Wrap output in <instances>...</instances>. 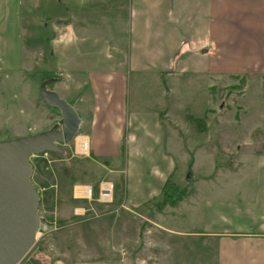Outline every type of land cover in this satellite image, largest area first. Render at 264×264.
Segmentation results:
<instances>
[{
	"label": "crops",
	"instance_id": "crops-1",
	"mask_svg": "<svg viewBox=\"0 0 264 264\" xmlns=\"http://www.w3.org/2000/svg\"><path fill=\"white\" fill-rule=\"evenodd\" d=\"M70 3L61 37L71 32L93 55L85 58V66L70 67L66 62L63 84L69 92L63 98L75 105L82 119L89 158L120 188L121 205L131 212L148 205L159 214L174 208L178 219L188 217L201 245L216 244L218 254L212 264H264V151L247 154L256 146L252 142L225 145L224 125H211L216 88L245 83L241 118L253 108L262 112L260 95H255L254 106L247 104V98L250 86L264 83V0ZM1 59L0 52V63ZM187 68L202 94L197 115L205 124L182 131L168 105L170 97L173 101L177 97L168 94L176 85L175 77ZM87 69L95 73L85 77ZM184 135L194 148L186 147ZM232 144L237 151L233 163ZM248 163L253 164V172L242 174ZM105 180L79 187L98 191ZM168 180L167 189L182 187L175 192V202L171 196L150 205ZM171 223V219L160 221L165 230L174 229ZM126 259L128 263L122 262ZM122 260L121 264H132L130 258ZM103 264H114V257ZM134 264L147 261L138 258Z\"/></svg>",
	"mask_w": 264,
	"mask_h": 264
},
{
	"label": "rangeland",
	"instance_id": "rangeland-1",
	"mask_svg": "<svg viewBox=\"0 0 264 264\" xmlns=\"http://www.w3.org/2000/svg\"><path fill=\"white\" fill-rule=\"evenodd\" d=\"M70 10V0H0V141L39 134L61 119L58 109L42 98L40 86L46 79L60 78L48 89L55 90L62 98L68 96L69 88L63 84L64 65L67 62L70 67L80 63L85 66V58L93 55L82 49L79 39L71 32L61 37L64 20L69 19ZM65 44L67 53L63 56ZM94 73L93 69L84 71L85 77ZM175 80L176 85L168 95H174L177 100L170 97L168 105H171L179 128L185 131L196 123L205 124V120L197 115L202 94L198 92L196 82H192L190 69L179 73ZM245 88V83H242L237 88L232 85L215 89L217 98L211 125H224L225 145L237 143L236 146L242 147L252 142L256 146L248 149L247 154L262 152L264 83L262 86H250L247 98V104L254 106L256 96L260 95L262 101L258 105L262 112L253 108L242 119L240 98L247 92ZM132 96L133 88L129 85L128 101ZM81 133L80 129L76 136L77 146L76 140L69 145L60 144L64 149L62 154L47 151L30 158L33 169L31 181L40 194L41 228L35 245L19 264H54L59 260H63V264L89 260L92 264H103L111 257H114V264H121L122 258H130L132 264L138 258H145L147 264L214 263L218 254L216 244L209 241L208 245H201L199 237H195L196 230L188 223L189 218L178 219L174 208H165V212L159 214L160 211L151 212L150 208H153L148 205L134 212L121 205L118 185L112 178L105 177L104 170L80 148L83 141ZM184 141L188 149L194 148L185 135ZM231 151L233 163L237 158L233 154L237 152L233 144ZM220 159L218 156V162ZM253 167V164H245L242 174L252 173ZM103 179L114 184L111 202L98 201L95 189L92 199H74L75 192H83V187L79 186L89 182L98 184ZM170 187L167 190L175 202V192H180L182 187L179 186L180 190ZM167 190L165 192L168 193ZM163 193L149 201L150 205L164 203L167 197ZM164 219H171L170 226L174 229H163L160 221ZM177 221L179 224H173ZM122 262L128 263V259Z\"/></svg>",
	"mask_w": 264,
	"mask_h": 264
},
{
	"label": "water",
	"instance_id": "water-1",
	"mask_svg": "<svg viewBox=\"0 0 264 264\" xmlns=\"http://www.w3.org/2000/svg\"><path fill=\"white\" fill-rule=\"evenodd\" d=\"M59 78L42 82L46 103L58 109L61 119L49 130L32 136L0 141V264H19L37 241L41 228L40 194L31 181V156L47 151L64 152L80 132L77 110L55 90L48 89Z\"/></svg>",
	"mask_w": 264,
	"mask_h": 264
},
{
	"label": "built area",
	"instance_id": "built-area-1",
	"mask_svg": "<svg viewBox=\"0 0 264 264\" xmlns=\"http://www.w3.org/2000/svg\"><path fill=\"white\" fill-rule=\"evenodd\" d=\"M81 147L83 148V153L88 152L89 143L86 138L82 139ZM114 194V184L109 181L102 182L99 185L98 188V201L101 202H111ZM94 195V190L92 186H85L83 187V193L82 194H76L74 193V198L77 199H92Z\"/></svg>",
	"mask_w": 264,
	"mask_h": 264
},
{
	"label": "trees",
	"instance_id": "trees-1",
	"mask_svg": "<svg viewBox=\"0 0 264 264\" xmlns=\"http://www.w3.org/2000/svg\"><path fill=\"white\" fill-rule=\"evenodd\" d=\"M50 153H55V152H50ZM171 182L168 180V182L166 183V185H165V187H164V195L167 197V198H169L170 196H169V194L167 193V192H165V190L167 189V187L169 186V184H170ZM35 260H38V259H36L35 258Z\"/></svg>",
	"mask_w": 264,
	"mask_h": 264
},
{
	"label": "bare ground",
	"instance_id": "bare-ground-1",
	"mask_svg": "<svg viewBox=\"0 0 264 264\" xmlns=\"http://www.w3.org/2000/svg\"><path fill=\"white\" fill-rule=\"evenodd\" d=\"M78 147H79V146H78ZM80 148L83 150L82 147H80ZM80 148H79V151L81 150ZM81 189H82V188H81ZM77 190H78V189H77ZM82 193H83L82 190H81L80 192H79V190L77 191V195H78V194H82Z\"/></svg>",
	"mask_w": 264,
	"mask_h": 264
}]
</instances>
